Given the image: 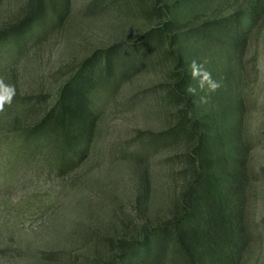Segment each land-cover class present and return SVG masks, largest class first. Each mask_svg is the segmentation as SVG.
I'll use <instances>...</instances> for the list:
<instances>
[{
	"label": "rangeland",
	"instance_id": "1",
	"mask_svg": "<svg viewBox=\"0 0 264 264\" xmlns=\"http://www.w3.org/2000/svg\"><path fill=\"white\" fill-rule=\"evenodd\" d=\"M250 2L260 3L69 0L65 20L0 51V80L15 89L0 111V264H129L128 244L169 221L200 173L230 181L243 239L236 263L264 264V14L239 51L195 36ZM31 3L2 0L0 31L25 19ZM157 29L163 38L151 33ZM108 51H116L121 86L105 98L87 156L62 167L47 147L22 154L15 132L39 122L93 57L96 80L104 78ZM193 60L219 83L216 91L197 86ZM183 74L196 86L202 148L167 135Z\"/></svg>",
	"mask_w": 264,
	"mask_h": 264
},
{
	"label": "trees",
	"instance_id": "2",
	"mask_svg": "<svg viewBox=\"0 0 264 264\" xmlns=\"http://www.w3.org/2000/svg\"><path fill=\"white\" fill-rule=\"evenodd\" d=\"M68 1L32 0L25 19L0 31V51L5 47L21 48L29 39L38 38L47 27L65 20L69 13ZM258 1L259 4L250 2L249 7L227 18L210 20L197 29L195 36L212 38L226 48L231 46L239 51L264 14V0ZM152 32L158 38L165 36L158 29ZM151 45L146 41L143 48L149 50ZM115 56L116 51H108L104 78L98 81L97 57L85 62L62 88L54 107L36 124L15 132L14 139L20 143L22 154L34 149L41 150L42 154L47 147L54 155L61 156L62 167H71L87 156L106 107L105 98L114 97L120 90ZM189 82L188 76L183 74L172 90L171 97L180 108L177 124L167 135L173 139L183 137L197 141L198 148H202L206 139L204 124L196 117L197 103L187 91ZM230 187L228 178L198 174L177 203L173 217L128 244L129 264H165L167 258L174 264H237L235 257L243 239L238 231L241 219L235 220L236 215L231 211Z\"/></svg>",
	"mask_w": 264,
	"mask_h": 264
},
{
	"label": "clouds",
	"instance_id": "3",
	"mask_svg": "<svg viewBox=\"0 0 264 264\" xmlns=\"http://www.w3.org/2000/svg\"><path fill=\"white\" fill-rule=\"evenodd\" d=\"M191 76L194 80H197V86L200 89L208 86L210 92L216 91L220 85L218 82L212 79V74L203 66L193 60L190 65ZM187 91L193 95L196 93V86L189 85ZM15 95V89L13 87L6 86L2 80H0V111L4 110L5 104H10ZM201 102H206L205 97H201Z\"/></svg>",
	"mask_w": 264,
	"mask_h": 264
}]
</instances>
